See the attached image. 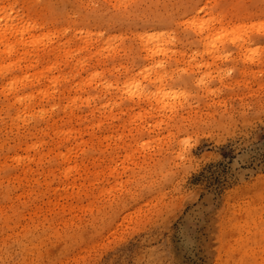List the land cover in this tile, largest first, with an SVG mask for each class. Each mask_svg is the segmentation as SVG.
Wrapping results in <instances>:
<instances>
[{
  "label": "rangeland",
  "instance_id": "rangeland-1",
  "mask_svg": "<svg viewBox=\"0 0 264 264\" xmlns=\"http://www.w3.org/2000/svg\"><path fill=\"white\" fill-rule=\"evenodd\" d=\"M0 264H264V0H0Z\"/></svg>",
  "mask_w": 264,
  "mask_h": 264
},
{
  "label": "bare ground",
  "instance_id": "bare-ground-1",
  "mask_svg": "<svg viewBox=\"0 0 264 264\" xmlns=\"http://www.w3.org/2000/svg\"><path fill=\"white\" fill-rule=\"evenodd\" d=\"M147 38H149L150 39V37H147ZM9 51V50H8ZM8 51H4L5 53L6 52H8ZM35 80L36 81H39L40 80V78L42 77V75L40 74H36L35 76ZM9 86H10V89L12 88V85L11 84H9ZM41 95H43L44 97H46L48 94H47V92H46V90H42V91H40L39 92ZM16 102H18V103H21V101L24 99H22V98H18L17 96H16ZM28 99V98H27ZM24 107V109H26V105L25 106H23ZM25 112V111H24ZM23 113V110H22V112H18L17 114H16V117L15 118H17V119H19L20 117H21V114ZM45 115V112H39L38 113V116L39 117H43ZM35 148V144L34 145H31V146H29V149H34ZM14 160L16 161V162H21L23 159L22 158H19V157H16V158H14ZM64 160H65V162H68V159L67 158H64ZM68 170V169H67Z\"/></svg>",
  "mask_w": 264,
  "mask_h": 264
}]
</instances>
